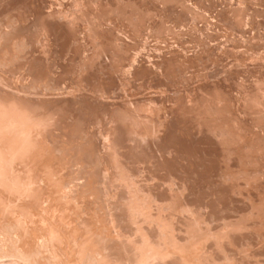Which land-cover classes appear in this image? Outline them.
<instances>
[{
  "label": "rangeland",
  "instance_id": "obj_1",
  "mask_svg": "<svg viewBox=\"0 0 264 264\" xmlns=\"http://www.w3.org/2000/svg\"><path fill=\"white\" fill-rule=\"evenodd\" d=\"M0 48V264H264V0H0Z\"/></svg>",
  "mask_w": 264,
  "mask_h": 264
},
{
  "label": "bare ground",
  "instance_id": "obj_2",
  "mask_svg": "<svg viewBox=\"0 0 264 264\" xmlns=\"http://www.w3.org/2000/svg\"><path fill=\"white\" fill-rule=\"evenodd\" d=\"M8 10H10V9H8ZM9 15H10V14H9ZM9 15H8V16H9ZM35 17H36V16H35ZM39 17H40V16H39ZM16 19H17V18H16ZM23 21H24V20H23ZM16 22H17V21H16ZM16 41H17V40H16ZM14 43H15V41H14ZM20 43H22V42H20ZM8 44H9V43H8ZM8 44H7V45H8ZM3 45H4V44H3ZM8 47H9V46H8ZM1 48H2V47H1ZM1 48H0V49H1ZM6 48H7V47H6ZM6 48H5V49H6ZM8 51H9V50H8ZM3 53H4V52H3ZM37 53H38V52H37ZM14 63H15V62H14ZM23 63H24V62H23ZM87 63H88V62H87ZM87 63H86V64H87ZM98 63H99V62H98ZM19 65H20V64H19ZM22 65H23V64H22ZM7 68H8V67H7ZM14 69H15V68H14ZM20 71H21V70H20ZM24 71H25V70H24ZM11 73H12V72H11ZM0 75H1V74H0ZM62 75H63V74H62ZM38 78H39V77H38ZM61 79H62V78H61ZM65 82H66V81H65ZM252 92H253V91H252ZM255 95H256V94H255ZM4 96H5V95H4ZM18 97H19V96H18ZM251 99H252V98H251ZM254 100H255V99H254ZM1 101H2V100H1ZM23 102H24V101H23ZM25 102H26V101H25ZM63 102H64V101H63ZM20 103H21V102H20ZM59 103H60V102H59ZM258 104H259V103H258ZM64 105H65V104H64ZM2 106H3V105H2ZM4 106H5V104H4ZM15 106H16V105H15ZM26 106H27V105H26ZM54 106H55V105H54ZM261 106H262V105H261ZM19 107H20V106H19ZM35 107H36V106H35ZM50 107H51V106H50ZM0 108H1V107H0ZM63 108H64V107H63ZM67 108H68V107H67ZM198 108H199V107H198ZM198 108H197V109H198ZM28 109H29V107H28ZM37 109H38V108H37ZM50 110H51V108H50ZM1 111H2V110H1ZM33 111H34V110H33ZM178 111H179V110H178ZM18 112H19V111H18ZM18 112H17V113H18ZM45 112H48V111H45ZM49 112H50V111H49ZM179 112H180V111H179ZM262 112H263V111H262ZM8 113H9V112H8ZM40 113H41V112H40ZM57 113H58V112H57ZM2 114H4L3 111H2ZM2 114H0V115H2ZM19 114H20V113H19ZM32 114H33V113H32ZM257 114H258V113H257ZM43 115H44V114H43ZM51 115H52V113H51ZM51 115H50V116H51ZM258 115H259V114H258ZM262 115H263V114H262ZM2 116H3V115H2ZM5 116H6V114H5ZM36 116H37V115H36ZM46 116H47V115H46ZM254 116H255V115H254ZM47 117H48V116H47ZM58 117H59V116H58ZM61 117H62V116H61ZM180 117H181V116H180ZM1 118H2V117H1ZM4 118H5V117H4ZM65 118H66V117H65ZM28 119H29V118H28ZM45 119H47V118H45ZM48 119H49V118H48ZM258 119H259V118H258ZM52 120H53V119H52ZM39 121H40V120H39ZM186 121H187V120H186ZM180 123H181V122H180ZM0 124H1V123H0ZM55 124H56V123H55ZM65 124H66V123H65ZM35 125H36V124H35ZM39 125H40V124H39ZM41 126H42V125H41ZM4 127H5V126H4ZM7 129H8V128H7ZM42 129H43V128H42ZM61 129H62V128H61ZM10 130H11V129H10ZM12 131H13V130H12ZM8 132H10V131H8ZM11 133H12V132H11ZM16 133H17V131H16ZM63 133H64V132H63ZM12 134H13V133H12ZM14 134H15V133H14ZM14 134H13V135H14ZM10 135H11V134H10ZM10 135H9V139H10V137H11ZM27 135H28V134H27ZM7 136H8V135H7ZM4 137H5V136H4ZM28 137H29V136H28ZM0 139H1V138H0ZM3 139H4V138H3ZM6 139H7V138H6ZM6 139H5V140H6ZM26 139H27V138H26ZM5 140H4V141H5ZM11 140H12V138H11ZM11 140H10V141H11ZM17 140H18V139H17ZM38 140H39V139H38ZM4 141H3V142H4ZM29 141H30V140H29ZM16 142H17V141H16ZM8 143H9V142H8ZM13 143H14V142H13ZM20 143H21V142H20ZM22 143H24V142H22ZM26 143H28V142H26ZM4 144H6V143H4ZM14 144H15V143H14ZM24 144H25V143H24ZM24 144H23V145H24ZM11 145H12V144H11ZM11 145H10V146H11ZM19 145H20V144H19ZM33 145H34V144H33ZM24 146H25V145H24ZM30 146H32V145H30ZM3 147H4V146H3ZM1 148H2V146H1ZM36 148H37V147H36ZM2 149H3V148H2ZM27 149H28V148H27ZM29 149H30V148H29ZM7 150H8V149H7ZM22 150H23V149H22ZM39 150H40V149H39ZM39 150H38V151H39ZM87 150H88V149H87ZM8 151H9V150H8ZM20 151H21V150H20ZM0 152H1V150H0ZM4 152H5V151H4ZM4 152L2 151V153H3L2 156L4 155ZM39 152H40V151H39ZM8 153H9V152H8ZM18 155H19V154H18ZM34 155H35V154H34ZM38 155H40V154L38 153ZM0 156H1V154H0ZM6 156H7V155H6ZM14 156H15V155H14ZM40 156H41V155H40ZM43 156H44V155H43ZM23 157H24V156H23ZM23 157H22V158H23ZM13 158H14V157H13ZM38 158H39V157H38ZM11 159H12V158H11ZM17 159H18V158H17ZM26 160H27V159H26ZM35 160H36V159H35ZM40 160H41V159H40ZM15 161H18V160L15 159ZM19 161L22 162V160H19ZM0 162H1V161H0ZM13 162H14V160H13ZM3 163H5V162H3ZM7 163H8V162H7ZM25 163H26V162H25ZM28 163H29V162H28ZM56 163H57V162H56ZM11 164H12V163H11ZM51 164H52V163H51ZM1 165H2V164H1ZM6 165H7V164H6ZM32 165H33V164H32ZM189 165H190V164H189ZM26 166H27V165H26ZM37 166H38V165H37ZM4 167H5V166H4ZM6 167H7V166H6ZM11 167H12V166H11ZM27 167H28V166H27ZM8 168H9V167H8ZM29 168H30V167H29ZM38 168H39V167H38ZM41 168H42V167H41ZM5 169H7V168H5ZM15 169H16V168H15ZM25 169H26V168H25ZM2 171H3V170H2ZM5 171H6V170H5ZM8 171H9V170H8ZM11 171H12V170H11ZM18 171H19V170H18ZM31 171H33V170L31 169ZM36 171H37V170H36ZM73 172H74V171H73ZM14 173H15V171H14ZM14 173H13V174H14ZM27 173H28V172H27ZM17 174H18V173H17ZM23 174H24V173H23ZM23 174H22V175H23ZM33 174H34V173H33ZM66 174H67V173H66ZM28 175H29V174H28ZM11 176H12V175H11ZM1 177H2V176H1ZM7 177H8V176H7ZM27 178H28V177H27ZM29 178H30V177H29ZM29 178H28V179H29ZM31 178H32V177H31ZM12 179H13V178H12ZM3 180H4V179H2L1 181H3ZM10 180H11V179H10ZM30 180H31V179H30ZM33 180H34V179H33ZM18 181H19V180H18ZM26 182H27V181H26ZM30 182H31V181H30ZM36 182H37V181H36ZM2 183H3V182H2ZM4 183H5V182H4ZM13 183H14V182H13ZM33 183H34V182H33ZM33 183H32V185H33ZM6 184H7V183H6ZM27 184H28V183H27ZM35 184H36V183H35ZM8 185H9V184H8ZM14 185H15V184H14ZM38 185H39V184H38ZM9 186H10V185H9ZM35 186H36V185H35ZM43 186H44V185H43ZM43 186H41V187H43ZM5 187H6V186H5ZM10 187H11V186H10ZM10 187H9V188H10ZM30 187H31V186H30ZM44 187H45V186H44ZM46 187H47V186H46ZM0 188H1V187H0ZM1 189H2V188H1ZM11 189H12V188H11ZM20 189H21V188H20ZM6 190H7V189H6ZM9 190H10V189H9ZM12 190H13V189H12ZM46 190H47V189H46ZM7 191H8V190H7ZM42 191H43V190H42ZM5 192H6V191H4V193H5ZM12 192H13V191H12ZM15 192H16V191H15ZM26 192H27V191H26ZM46 192H47V191H46ZM20 193H21V192H20ZM220 193H221V192H220ZM5 194H6V193H5ZM5 194H4V195H5ZM8 194H9V193H8ZM45 194H46V193H45ZM222 194H223V193H222ZM225 194H226V193H225ZM2 195H3V193H2ZM10 195H11V194H10ZM17 195H19V194H17ZM26 195H27V194H26ZM28 195H29V194H28ZM21 196H22V195H21ZM11 197H12V195H11ZM14 197H16V196H14ZM30 197H31V196H30ZM225 197H226V196H225ZM4 198H5V197H4ZM4 198H3V199H4ZM9 198H10V197H9ZM7 199H8V197H7ZM24 199H25V198H24ZM45 199H46V198H45ZM5 200H6V199H5ZM10 200H11V199H10ZM10 200H9V201H10ZM38 200H39V199H38ZM49 200H51V199H49ZM81 200H82V199H81ZM12 201H13V200H12ZM16 201H17V200H16ZM29 201H30V200H29ZM36 202H37V201H36ZM1 203H2V202H1ZM17 203H18V202H17ZM21 203H22V202H21ZM28 203H30V202H28ZM37 203H38V202H37ZM3 204H4V202H3ZM13 205H14V203H13ZM19 205H20V204H19ZM19 205H18V206H19ZM3 206H4V205H3ZM9 206H10V205H9ZM20 206H21V205H20ZM33 206H34V204H33ZM53 206H54V205H53ZM61 206H62V205H61ZM7 207H8V206H7ZM13 207H15V205H14ZM13 207H11V208H13ZM48 207H49V206H48ZM21 208H22V207H21ZM38 208H39V207H38ZM215 208H216V207H215ZM238 208H239V207H238ZM256 208H257V207H256ZM8 209H9V208H8ZM8 209H6V210H8ZM25 209H26V208H25ZM54 209H55V208H54ZM10 210H12V209H10ZM13 210H14V209H13ZM15 210H16V209H15ZM20 210H21V209H20ZM35 210H36V209H35ZM37 210H38V209H37ZM4 211H5V209H4ZM4 211H3V212H4ZM16 211H18V210H16ZM25 211H26V210H25ZM28 211H29V210H28ZM33 211H34V210H33ZM44 211H45V210H44ZM1 212H2V211H1ZM7 212H8V211H7ZM18 212H19V211H18ZM26 212H27V211H26ZM257 212H259V211L257 210ZM22 213H23V212H22ZM58 213H59V212H58ZM87 213H88V212H87ZM0 214H1V213H0ZM254 214H255V213H254ZM254 214H253V215H254ZM2 215H3V214H2ZM61 215H62V214H61ZM29 216H30V215H29ZM259 216H260V215H259ZM9 217H10V216H9ZM10 218H11V217H10ZM17 218H19V217H17ZM17 218H16V219H17ZM19 219H20V218H19ZM61 219H62V218H61ZM97 219H98V218H97ZM247 219H248V218H247ZM8 220H9V219H8ZM57 220H58V219H57ZM57 220H56V221H57ZM250 220H251V219H250ZM1 221H2V220H1ZM13 221H14V220H13ZM60 221H61V220H60ZM62 221H63V220H62ZM14 222H16V221H14ZM253 222H254V221H253ZM52 223H53V222H52ZM9 224H10V223H9ZM17 224H18V223H17ZM20 224H21V223H20ZM31 224H32V223H31ZM100 224H101V223H100ZM21 225H22V224H21ZM38 225H39V224H38ZM79 225H80V224H79ZM258 225H259V224H258ZM31 226H32V225H31ZM237 226H238V225H237ZM245 226H246V225H245ZM260 226H261V225H260ZM18 227H19V225H18ZM24 227L26 228L25 225H24ZM251 227H252V226H251ZM19 228H20V227H19ZM78 228H79V227H78ZM86 228H87V227H86ZM242 228H243V227H242ZM263 228H264V227H263ZM90 229H91V228H90ZM218 229H219V228H218ZM43 230H44V229H43ZM255 230H256V229H255ZM258 230H259V229H258ZM18 231H19V230H18ZM23 231H24V230H23ZM83 231H85V230H83ZM26 232H27V231H26ZM216 232H217V231H216ZM223 232H224V231H223ZM243 232H244V231H243ZM22 233H23V232H22ZM54 233H55V232H54ZM226 233H227V232H226ZM29 234H30V233H29ZM218 234H219V233H218ZM83 235H84V234H83ZM89 235H90V234H89ZM22 236H23V235H22ZM25 236H26V235H25ZM86 236H87V235H86ZM241 236H242V235H241ZM20 237H21V236H20ZM44 237H45V236H44ZM94 237H95V236H94ZM26 238H27V237H26ZM53 238H54V237H53ZM121 238H122V237H121ZM227 238H228V237H227ZM240 238H241V237H240ZM10 239H11V238H10ZM28 239H29V238H28ZM28 239H27V240H28ZM248 239H249V238H248ZM27 240H26V241H27ZM216 240H217V239H216ZM114 241H115V240H114ZM217 241H218V240H217ZM19 243H20V242H19ZM72 243H73V242H72ZM246 243H247V242H246ZM250 243H251V241H250ZM128 244H129V243H128ZM143 244H144V243H143ZM220 245H221V244H220ZM24 246H25V245H24ZM72 246H74V245H72ZM79 246H80V245H79ZM79 246H78V247H79ZM215 246H216V245H215ZM225 246H226V245H225ZM27 247H28V246H27ZM57 247H58V246H57ZM91 247H92V246H91ZM220 248H221V247H220ZM236 248H237V247H236ZM85 249H86V248H85ZM115 249H116V248H115ZM233 249H234V248H233ZM73 250H74V249H73ZM147 250H148V249H147ZM52 251H53V250H52ZM132 251H133V250H132ZM78 252H79V251H78ZM188 252H189V251H188ZM216 252H217V251H216ZM52 253H53V252H52ZM98 253H99V252H98ZM189 253H190V252H189ZM243 253H244V252H243ZM115 254H116V253H115ZM236 254H237V253H236ZM54 255H55V254H54ZM215 255H216V254H215ZM217 255H219V254H217ZM220 255H221V254H220ZM227 255H228V254H227ZM238 255H239V253H238ZM245 255H246V254H245ZM159 256H160V255H159ZM205 256H206V255H205ZM208 256H209V255H208ZM18 257H19V256H18ZM58 257H59V256H58ZM81 257H82V256H81ZM234 257H236V256H234ZM172 258H173V257H172ZM55 259H56V258H55ZM212 260H213V259H212ZM216 260H217V259H216ZM222 260H223V259H222ZM109 261H110V260H109ZM150 261H151V260H150ZM169 261H170V260H169ZM255 261H256V260H255ZM72 262H74V261H72ZM178 262H179V261H178ZM184 262H185V261H184ZM207 262H208V261H207ZM207 262H206V263H207ZM214 262H216V261H214ZM221 262H222V261H221ZM69 263H70V262H69ZM150 263H151V262H150ZM157 263H158V262H157ZM118 264H119V263H118ZM151 264H152V263H151Z\"/></svg>",
  "mask_w": 264,
  "mask_h": 264
}]
</instances>
